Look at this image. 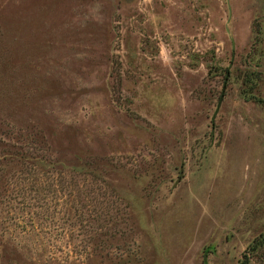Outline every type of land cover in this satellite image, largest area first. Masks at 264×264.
<instances>
[{"label": "rangeland", "instance_id": "1", "mask_svg": "<svg viewBox=\"0 0 264 264\" xmlns=\"http://www.w3.org/2000/svg\"><path fill=\"white\" fill-rule=\"evenodd\" d=\"M251 97L264 0H0V264H264Z\"/></svg>", "mask_w": 264, "mask_h": 264}, {"label": "trees", "instance_id": "2", "mask_svg": "<svg viewBox=\"0 0 264 264\" xmlns=\"http://www.w3.org/2000/svg\"><path fill=\"white\" fill-rule=\"evenodd\" d=\"M246 84H248V81H247V83H246V81H245V85ZM251 98H253L254 100H256V102H261V103H264V100H261V99H255V97H251ZM83 200H85V202L83 203V205L84 206H86V207H83L82 209H85V211H86V213H87V215H86V217L85 216H83L84 214H80L78 217H77V219H78V221L79 222H81V223H85L87 226H90V222H93V221H96L97 220V218L100 216V215H98V213H100V212H102V211H98L97 209H94V208H89L90 206V203L91 204H93L94 203V198H95V196L94 195H84L83 197ZM89 203V204H88ZM85 213V214H86ZM80 223V224H81ZM82 234V233H81ZM80 236V235H79ZM263 240H264V237L262 238V239H260V240H255L254 241V243L252 244V246L251 247H249L247 250H255L257 247H259V246H262V244H263ZM248 253L245 251L244 252V254H243V258L245 259V260H243L242 261V263L241 264H246L247 263V258L248 257H250V256H248L247 255Z\"/></svg>", "mask_w": 264, "mask_h": 264}, {"label": "water", "instance_id": "3", "mask_svg": "<svg viewBox=\"0 0 264 264\" xmlns=\"http://www.w3.org/2000/svg\"><path fill=\"white\" fill-rule=\"evenodd\" d=\"M221 100H222V97H220V100L218 101L217 107H216V109H215V111H214V113H213V115H212V117H211V122H212V124H213V122H214L215 115H216V113H217V111H218V108H219V105H220V103H221Z\"/></svg>", "mask_w": 264, "mask_h": 264}]
</instances>
